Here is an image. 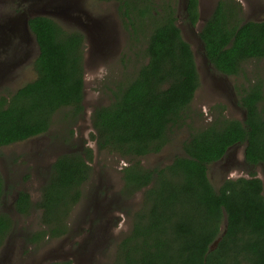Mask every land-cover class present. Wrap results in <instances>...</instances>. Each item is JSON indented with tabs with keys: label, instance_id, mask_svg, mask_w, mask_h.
<instances>
[{
	"label": "trees",
	"instance_id": "1",
	"mask_svg": "<svg viewBox=\"0 0 264 264\" xmlns=\"http://www.w3.org/2000/svg\"><path fill=\"white\" fill-rule=\"evenodd\" d=\"M99 1L116 2L127 30L135 37L141 32L148 36L147 63L113 91L109 105L92 113L98 150L128 162L122 195L145 190L143 207L113 264H264V181L255 175L227 179L217 189L209 179V166L238 144L245 145L248 164L264 165V81L249 82L241 92L245 120L227 118L218 106L209 126L193 131L183 143L182 155L166 167L146 169L140 159L159 154L171 132L185 125L201 81L195 54L177 24V1ZM242 10L236 0H219L200 32L209 63L223 75L240 76L247 61L264 58V19L246 21ZM186 19L198 23L199 0H187ZM28 25L39 47L37 77L9 96L0 95V148L46 134L61 110L68 109L69 123L84 112L85 34L49 16L30 18ZM93 153L87 148L60 155L38 203L28 192H18L14 207L19 214L41 211L42 229L29 242L68 233V218L92 176ZM5 195L0 172V207ZM12 224L0 212V245Z\"/></svg>",
	"mask_w": 264,
	"mask_h": 264
},
{
	"label": "rangeland",
	"instance_id": "2",
	"mask_svg": "<svg viewBox=\"0 0 264 264\" xmlns=\"http://www.w3.org/2000/svg\"><path fill=\"white\" fill-rule=\"evenodd\" d=\"M168 0H156L157 3ZM177 1L178 21L183 37L195 54L201 81L186 116L185 125L174 129L169 143L159 154L140 159L146 169L163 168L182 155L183 143L195 130L209 126L223 106L231 119H245L240 104L241 92L249 82L264 81V58L244 64L240 76L220 74L209 63L200 32L219 0H200V19L193 26L186 19L187 0ZM241 3L246 21L264 19V0H236ZM33 15L54 18L68 30L86 36L84 112L78 119L67 118L68 109L56 113L50 130L43 135L0 148V172L6 181V195L0 212L12 219V228L0 245V264H49L72 260L73 264H113L121 240L132 229L134 215L143 207L144 192L122 195L123 167L127 161L118 155L99 151L93 138L92 113L109 105L113 91L132 81L148 61L147 35L135 37L127 30L116 2L99 0H0V95L9 96L36 77L34 62L39 47L25 21ZM10 21H14L11 23ZM73 130V134L70 131ZM93 150L91 179L83 186L79 203L68 218V233L58 239L31 243L42 229L41 211L19 214L14 202L19 191L28 192L33 203L41 198L42 188L54 161L62 154ZM245 145L229 149L225 157L209 166V179L215 188L227 179L255 175L264 181V165L245 160Z\"/></svg>",
	"mask_w": 264,
	"mask_h": 264
},
{
	"label": "water",
	"instance_id": "3",
	"mask_svg": "<svg viewBox=\"0 0 264 264\" xmlns=\"http://www.w3.org/2000/svg\"><path fill=\"white\" fill-rule=\"evenodd\" d=\"M199 2H200V0H199ZM35 16H40V15H33V16H31L30 18H33V17H35ZM41 16H45V15H41ZM30 18H27L26 19V21H25V23H24V25H25V29H26V31L27 32H31V30H30V28H29V25H28V22H29V19ZM36 39V38H35ZM5 40V37H4V35L1 33L0 34V42L1 41H4ZM2 43H4V42H2ZM204 45V44H203ZM204 49H205V47H204ZM245 118H246V114H245ZM245 120V119H244ZM220 239H221V237H219L216 241H215V243L211 246V248L210 249H214L216 246H217V244H218V242L220 241Z\"/></svg>",
	"mask_w": 264,
	"mask_h": 264
},
{
	"label": "flooded vegetation",
	"instance_id": "4",
	"mask_svg": "<svg viewBox=\"0 0 264 264\" xmlns=\"http://www.w3.org/2000/svg\"><path fill=\"white\" fill-rule=\"evenodd\" d=\"M10 22L13 23L14 21H10ZM2 42H4V41L0 42V47H4V43H2Z\"/></svg>",
	"mask_w": 264,
	"mask_h": 264
}]
</instances>
